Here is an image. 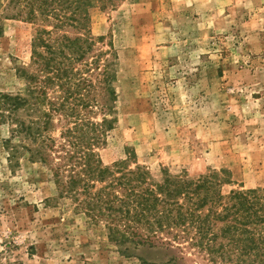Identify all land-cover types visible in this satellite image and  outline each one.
<instances>
[{"label":"rangeland","instance_id":"rangeland-1","mask_svg":"<svg viewBox=\"0 0 264 264\" xmlns=\"http://www.w3.org/2000/svg\"><path fill=\"white\" fill-rule=\"evenodd\" d=\"M59 17L75 27L57 31ZM58 35L90 37L76 68L98 61L100 87L108 71L112 108L92 116L107 120L96 151L105 166L207 179L225 201L253 192L264 207V0H0V264H191L179 258L195 253L117 243L58 196L30 152L38 144L15 133L40 116L29 93L35 42ZM3 96L27 102L11 118ZM48 97H61L57 86ZM60 120L43 136L58 140Z\"/></svg>","mask_w":264,"mask_h":264},{"label":"trees","instance_id":"trees-1","mask_svg":"<svg viewBox=\"0 0 264 264\" xmlns=\"http://www.w3.org/2000/svg\"><path fill=\"white\" fill-rule=\"evenodd\" d=\"M73 24L57 18L56 30ZM91 45L90 37L37 39L33 62L39 75L30 77L29 93L30 107H36L40 116L15 132H26L38 144L30 152L50 167L58 196L72 199L95 224H104L111 239L121 245L176 248L182 255L191 249L195 253L188 259L179 258L191 264H199L195 257L208 264H264V207L256 206L253 192H234L225 201L207 179L194 182L168 176L155 180L141 167L130 170L123 163L103 164L96 151L103 144L107 120L104 117L98 123L92 116L96 109L110 111L115 93L110 90L107 70L104 87L93 81L91 67L98 61L80 71L76 68ZM40 48L47 52L40 53ZM55 86L61 97L51 99L48 90ZM2 99L11 118L27 102L21 97ZM45 103L48 109L42 111L39 105ZM56 115L64 126L58 140L43 136ZM176 262L173 258L164 264Z\"/></svg>","mask_w":264,"mask_h":264}]
</instances>
